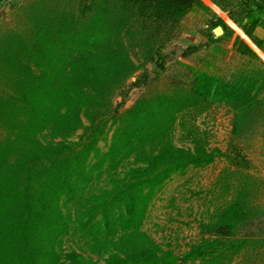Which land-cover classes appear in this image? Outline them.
<instances>
[{
	"label": "trees",
	"instance_id": "trees-1",
	"mask_svg": "<svg viewBox=\"0 0 264 264\" xmlns=\"http://www.w3.org/2000/svg\"><path fill=\"white\" fill-rule=\"evenodd\" d=\"M208 7L225 21L214 17L209 27L228 38L227 23L237 30L235 52L258 61L254 51L263 49L253 32L264 28V0H25L18 8L21 29L0 31V264H264L261 231L237 235L263 215L248 206L244 187L180 256L140 228L173 174L218 155L206 133L184 124L190 147H176L177 118L223 104L233 113L231 135H243L264 103V66L232 82L206 65L189 67L187 86L111 107L142 66L162 69L160 52L183 17ZM64 237L76 238L78 251H64Z\"/></svg>",
	"mask_w": 264,
	"mask_h": 264
},
{
	"label": "rangeland",
	"instance_id": "rangeland-1",
	"mask_svg": "<svg viewBox=\"0 0 264 264\" xmlns=\"http://www.w3.org/2000/svg\"><path fill=\"white\" fill-rule=\"evenodd\" d=\"M24 1L0 0V31L21 29L18 8ZM220 14L215 8H209L207 13L195 11L186 14L173 38L160 52L163 56L162 69L156 68L153 63L142 66L115 93L111 107L121 111L141 95L164 92L174 85L187 86L190 82L189 67L206 65L207 72L226 82H232L245 70L260 68L262 63L259 57L258 61L248 60L235 52L231 43L237 30L227 23L232 33L230 37H216L217 41L211 44H207V39L204 41L203 38H207L211 30L208 22L214 17L223 21ZM238 37L243 38V34L240 33ZM200 43L204 46H199ZM189 46L197 48L193 53L182 56ZM232 115L228 107L214 104L194 119L189 114H183L174 124L171 141L176 147H190L181 126L184 124L185 127L194 126L199 132L206 133L207 148L218 151L207 166L188 168L181 174H173L148 204L141 230L162 249L170 250L176 256L206 237L204 226L241 187L246 188L248 206L263 215L258 224L254 225L257 219L250 221V224L246 222L237 230V235L261 231L264 236V103L254 114L249 130L239 137L231 135ZM79 134L80 131H77L74 138ZM109 135L110 132L105 141L98 142L102 151ZM103 181L102 178L93 181L89 188L96 190L103 185ZM62 242L64 251H78L76 238L64 237ZM229 264H232V259Z\"/></svg>",
	"mask_w": 264,
	"mask_h": 264
},
{
	"label": "crops",
	"instance_id": "crops-1",
	"mask_svg": "<svg viewBox=\"0 0 264 264\" xmlns=\"http://www.w3.org/2000/svg\"><path fill=\"white\" fill-rule=\"evenodd\" d=\"M215 7V6H214ZM223 14V13H222ZM224 15V14H223ZM253 36L256 38V39H258V40H260L261 41V45H262V52L261 51H259V50H257V52H259V53H257L256 51H254L255 52V54H256V56L257 57H259V59L261 60V63H262V65L264 66V28H261V27H259V28H256L255 30H254V32H253ZM263 59H262V58Z\"/></svg>",
	"mask_w": 264,
	"mask_h": 264
},
{
	"label": "water",
	"instance_id": "water-1",
	"mask_svg": "<svg viewBox=\"0 0 264 264\" xmlns=\"http://www.w3.org/2000/svg\"><path fill=\"white\" fill-rule=\"evenodd\" d=\"M209 35L211 39H215L216 37H219L222 35V30L219 26H216L209 31ZM203 39L204 41H206V38H203Z\"/></svg>",
	"mask_w": 264,
	"mask_h": 264
}]
</instances>
